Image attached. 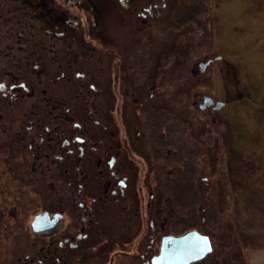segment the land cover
Returning a JSON list of instances; mask_svg holds the SVG:
<instances>
[{
  "label": "flooded vegetation",
  "instance_id": "flooded-vegetation-1",
  "mask_svg": "<svg viewBox=\"0 0 264 264\" xmlns=\"http://www.w3.org/2000/svg\"><path fill=\"white\" fill-rule=\"evenodd\" d=\"M205 6L0 0V264H155L164 238L181 235L175 226L191 220L189 201L173 182L189 166L174 167V141L182 143L171 136L170 100L158 99L180 91L188 99V88H161L187 65L174 52L200 46L201 22L213 21ZM220 47L196 63L201 74L227 58ZM179 81L187 87L188 75ZM197 88L202 112L232 103ZM199 215L189 231L209 236L212 250L189 264L248 258L233 242L222 252Z\"/></svg>",
  "mask_w": 264,
  "mask_h": 264
},
{
  "label": "rangeland",
  "instance_id": "rangeland-1",
  "mask_svg": "<svg viewBox=\"0 0 264 264\" xmlns=\"http://www.w3.org/2000/svg\"><path fill=\"white\" fill-rule=\"evenodd\" d=\"M183 1L205 4V17L211 15L213 21L201 22L206 26L200 30L206 31L200 38V46L195 44L196 48L174 52V61L180 62L179 58L186 56L187 65L176 66L172 73L175 84L165 82L161 88H188V99L181 91L171 99L168 92L160 93L162 97L158 99L159 105L162 99L163 103L170 100L168 108L174 112L171 136L174 135L172 139L178 136L176 140L182 143L174 141L175 153L171 157L174 167L189 166L187 174L186 170L179 177L175 176L173 186L179 196L180 192L188 195L191 220L180 221L175 233L200 227V213L201 217L206 216L203 230L218 237L222 252L229 253L233 242L236 253L248 256H240L241 262L237 257L236 262L264 264V0ZM195 29L189 31L198 36L197 30H200ZM218 47L227 58L201 74L196 63ZM186 74L187 87L179 81ZM197 87L216 99H231L232 103L220 111L202 112L195 104ZM172 92L175 91L172 89ZM179 113L181 120L177 118ZM183 121L188 124H182ZM178 155H182L180 159H176ZM198 189L201 192L198 193ZM177 206L181 212L180 204ZM35 212L29 213L28 224ZM16 225L12 222V237L19 235Z\"/></svg>",
  "mask_w": 264,
  "mask_h": 264
},
{
  "label": "water",
  "instance_id": "water-1",
  "mask_svg": "<svg viewBox=\"0 0 264 264\" xmlns=\"http://www.w3.org/2000/svg\"><path fill=\"white\" fill-rule=\"evenodd\" d=\"M206 102L207 104H211L213 100ZM222 106L223 103H218L216 108L218 109ZM39 218L40 215L37 217V220ZM44 221H47V219ZM211 250L212 243L210 237L192 230L181 235L165 237L161 252L155 257L154 262L155 264H189L202 259Z\"/></svg>",
  "mask_w": 264,
  "mask_h": 264
}]
</instances>
